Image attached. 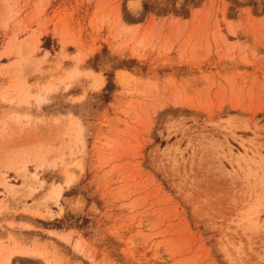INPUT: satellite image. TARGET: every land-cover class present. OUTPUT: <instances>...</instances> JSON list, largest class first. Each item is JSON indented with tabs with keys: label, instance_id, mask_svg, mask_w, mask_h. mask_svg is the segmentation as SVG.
<instances>
[{
	"label": "rangeland",
	"instance_id": "374dc122",
	"mask_svg": "<svg viewBox=\"0 0 264 264\" xmlns=\"http://www.w3.org/2000/svg\"><path fill=\"white\" fill-rule=\"evenodd\" d=\"M0 264H264V0H0Z\"/></svg>",
	"mask_w": 264,
	"mask_h": 264
},
{
	"label": "bare ground",
	"instance_id": "6f19581e",
	"mask_svg": "<svg viewBox=\"0 0 264 264\" xmlns=\"http://www.w3.org/2000/svg\"><path fill=\"white\" fill-rule=\"evenodd\" d=\"M60 190V189H59ZM55 191H56V189H55ZM59 195H60V193L59 192H54V196L56 197V198H58L59 197Z\"/></svg>",
	"mask_w": 264,
	"mask_h": 264
}]
</instances>
